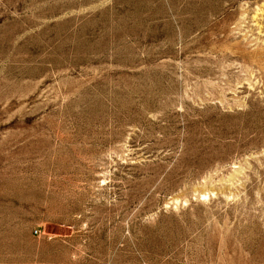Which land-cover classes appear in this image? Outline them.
<instances>
[{
	"label": "rangeland",
	"instance_id": "1",
	"mask_svg": "<svg viewBox=\"0 0 264 264\" xmlns=\"http://www.w3.org/2000/svg\"><path fill=\"white\" fill-rule=\"evenodd\" d=\"M0 264H264V0H0Z\"/></svg>",
	"mask_w": 264,
	"mask_h": 264
},
{
	"label": "built area",
	"instance_id": "2",
	"mask_svg": "<svg viewBox=\"0 0 264 264\" xmlns=\"http://www.w3.org/2000/svg\"><path fill=\"white\" fill-rule=\"evenodd\" d=\"M36 233H37V231H36Z\"/></svg>",
	"mask_w": 264,
	"mask_h": 264
}]
</instances>
